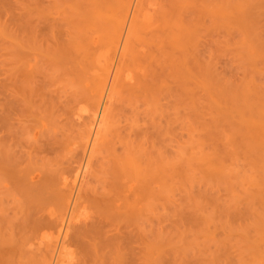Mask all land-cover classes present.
Listing matches in <instances>:
<instances>
[{"label": "rangeland", "instance_id": "1", "mask_svg": "<svg viewBox=\"0 0 264 264\" xmlns=\"http://www.w3.org/2000/svg\"><path fill=\"white\" fill-rule=\"evenodd\" d=\"M120 1L0 0V264H264V0Z\"/></svg>", "mask_w": 264, "mask_h": 264}, {"label": "bare ground", "instance_id": "2", "mask_svg": "<svg viewBox=\"0 0 264 264\" xmlns=\"http://www.w3.org/2000/svg\"><path fill=\"white\" fill-rule=\"evenodd\" d=\"M106 1V0H105ZM119 1V3H121V1L120 0H118ZM123 1V0H122ZM126 1V0H125ZM125 1H123L124 2V8H125V10H126V12H127V14L125 13V10H124V8H123V10H124V14L123 13H121V15H120V13H119V11H117L118 10V7H116V9L117 10H115L116 11V13L118 12V14L121 16V18L123 19V23H122V25H121V30H120V36H119V39L121 40H119L120 42L118 43V45L116 46L117 47V50L116 51H118V53H119V51H121L122 52V49L124 50V49H126V46L125 45H123V43L125 44V39L124 40H122L123 39V34L122 33H125V31H126V29L128 28V26H129V24H130V26L133 24L134 26H135V21H134V19H133V21L130 23V21H131V17H132V14H133V10L131 11V9L133 8L134 9V6L131 8L130 6L132 5V3H133V1L131 0H127L126 1V3H125ZM139 1V0H138ZM127 3H128V5H127ZM126 4V5H125ZM139 3H137L136 5H138ZM121 5V4H120ZM120 5H119V9H120ZM117 6V5H116ZM126 6L128 7V10L130 11V15H128L129 14V11L127 10V8H126ZM129 7H130V9H129ZM112 9H113V7H111ZM136 8V7H135ZM122 10V11H123ZM114 11V10H113ZM141 12V11H140ZM143 13V12H142ZM142 13H140L139 14V19H140V16H142L141 14ZM118 14H116L117 16H118ZM125 15H126V18H125ZM134 15V14H133ZM135 15H137V13L135 14ZM130 16V17H129ZM134 18V17H133ZM136 25H139V22H138V24H137V22H136ZM125 26H127V27H125ZM133 27V26H132ZM136 27V26H135ZM134 28V27H133ZM123 30H125V31H123ZM132 30V29H131ZM121 31H122V33H121ZM134 32V31H133ZM127 35H128V33H127ZM130 35V34H129ZM125 37H127L126 35H125ZM130 36H128V38H129ZM123 46H125V47H123ZM115 47V48H116ZM115 53V52H114ZM123 53V52H122ZM115 60V59H114ZM114 60H113V62H114ZM121 60V59H120ZM112 64V63H111ZM120 64V63H119ZM111 67V66H110ZM113 67V70L115 69V64H114V66H112ZM112 69V68H111ZM110 69V70H111ZM108 73V72H107ZM107 75V74H106ZM116 76V75H115ZM106 77V76H105ZM107 78V84L104 86V88H102V90H103V94H102V105H104L105 103H107V102H109L110 101V99H109V96L107 95V92H108V90H109V86H110V84H111V82H112V79H113V72L112 73H109L108 74V77H106ZM106 83V82H105ZM114 83V82H113ZM117 84V83H116ZM113 85V84H112ZM112 87V86H111ZM114 87V86H113ZM111 90V89H110ZM108 96V97H107ZM111 102V101H110ZM106 107H107V104L105 105ZM105 107V108H106ZM104 108V110L103 111H105L106 109ZM105 114V113H104ZM96 116H97V114H96ZM262 116H264V114L262 115ZM99 117H100V114H99V116H98V118L96 117V119L94 120V124H92V125H95L96 127H95V132H93L94 134L92 135V133H90L91 135H92V137H91V139H90V144H91V148H92V145H93V147L96 145V139L94 140V136H95V133H96V130H98V132H100V128H102L101 127V125H100V127H99V129H97L98 128V126H99ZM260 117V116H259ZM102 120H104V119H102ZM104 122V121H103ZM92 127H94V126H92ZM263 131H264V129H263ZM98 134V133H97ZM89 137H90V135H89ZM94 142V143H93ZM95 144V145H94ZM89 146V145H88ZM93 149V148H92ZM91 149V150H92ZM87 164H89V163H87ZM82 165V164H81ZM84 165V164H83ZM80 166V165H79ZM78 166V167H79ZM86 165H84V167L82 166V167H79L80 169V175H78V177H77V174H76V177H75V182H74V184H77L78 186H76L75 187V185H74V187L75 188H78L79 186L81 187V184L84 182V180H86L85 178H86V176H87V169L88 168H86L85 167ZM77 171H78V169H77ZM76 171V172H77ZM77 182V183H76ZM73 184V183H72ZM84 184V183H83ZM68 186V185H67ZM71 186V185H70ZM71 188V187H70ZM73 188V187H72ZM75 188H73V189H75ZM78 192V191H77ZM71 194V193H70ZM79 194V193H78ZM72 195V194H71ZM68 199H69V197H68ZM76 199V198H75ZM71 201V200H70ZM67 204H68V202H67ZM70 204H71V202H70ZM75 205V204H74ZM69 206V205H68ZM67 206V207H68ZM75 207V206H74ZM70 208V207H69ZM66 210H68L67 208H66ZM76 210V209H75ZM73 211H74V209H73ZM66 212L67 211H65V213L64 214H66ZM68 213V212H67ZM73 213H75V211L74 212H72V214H70V212H69V214H70V216H66L65 218H64V220H63V222H61L62 223V229L60 228L59 230H61V233H60V236H59V238H58V240L57 241H55V245L58 247V246H61V244H63L62 242H64L65 240H66V238H67V236H68V230L70 229V226H71V224H72V221H73ZM77 213V212H76ZM83 213H81V215H82ZM85 215V214H84ZM76 216V215H75ZM74 216V217H75ZM82 217H83V215H82ZM81 218V217H80ZM79 219V218H78ZM82 219V218H81ZM78 220H76V222H77ZM75 222V223H76ZM74 224V223H73ZM74 226V225H73ZM61 227V226H60ZM59 235V234H58ZM64 240V241H63ZM67 242V241H66ZM53 244V243H52ZM64 245V244H63ZM53 246V245H52ZM54 248H55V246H53ZM53 248V249H54ZM59 248V247H58ZM55 249H57V248H55ZM55 249H54V251H55ZM64 247H63V249H61V252L60 253H58V255H59V257H57L58 258V260H57V263L56 264H61V263H63V261H64V258H63V254H64ZM57 251V250H56ZM54 254H56L55 252H53ZM67 258V257H66ZM53 259V258H52ZM65 262V261H64ZM68 263V262H67ZM65 264V263H64Z\"/></svg>", "mask_w": 264, "mask_h": 264}]
</instances>
